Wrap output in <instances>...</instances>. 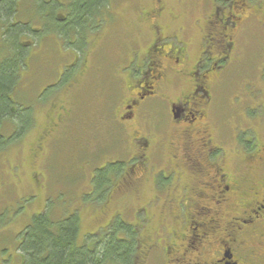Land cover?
<instances>
[{
  "label": "rangeland",
  "instance_id": "obj_1",
  "mask_svg": "<svg viewBox=\"0 0 264 264\" xmlns=\"http://www.w3.org/2000/svg\"><path fill=\"white\" fill-rule=\"evenodd\" d=\"M31 1H25L19 21L34 16L31 13L37 8L34 2V10L29 11ZM251 1L264 12V0ZM213 5V0H110L78 43L69 45L72 32L67 33L66 42L61 41L65 36L59 37L51 27L37 43L34 38L20 40L26 45L32 40L30 53L35 55L22 70L17 69L12 100L22 105L23 116L29 114V124L15 139L11 136L19 133L18 127L13 130L10 122L2 127L9 137L0 151V264H21V234L34 216L44 212L56 221L75 213L79 245L87 243L90 236L99 240L107 236L114 222L120 221L136 231L132 240L135 264H172L174 252L165 253L163 248L171 246L176 252L184 243L174 219L173 202H145L153 194L140 180L131 191L125 187L111 194L112 183H108L109 191L101 189L97 194L100 199L109 196L114 201H100L92 179L95 170L106 163L121 161L118 166L125 167L135 151L131 130L136 126L130 128L128 137L116 121L127 97L126 88L133 86L123 67L148 45L155 22L161 23L164 34L174 35L166 43L177 47L182 42L190 52V64L194 63L206 31L205 21L214 13ZM157 9L154 16L159 18H151L148 14ZM236 34L232 59L225 64L214 89L217 102L212 120L220 126L218 134L228 135L235 124L243 123L238 114L244 101L235 97L257 83L263 68L264 34L259 22L246 19ZM0 55L2 60L11 57V49L2 48ZM15 108L11 107L12 112ZM146 124L162 129L158 134L160 153L173 150L169 143L178 144L164 105L147 116ZM121 175L113 174L112 178L117 181ZM178 208L186 210L181 205ZM210 240L203 246V254L196 245L204 263L206 254L216 249L208 244ZM91 242L95 241H88L90 247ZM192 252L193 257L198 256Z\"/></svg>",
  "mask_w": 264,
  "mask_h": 264
},
{
  "label": "flooded vegetation",
  "instance_id": "obj_2",
  "mask_svg": "<svg viewBox=\"0 0 264 264\" xmlns=\"http://www.w3.org/2000/svg\"><path fill=\"white\" fill-rule=\"evenodd\" d=\"M4 1L15 0H0V4ZM34 2L37 10L31 13L34 16L29 17L26 25L36 39L33 42L37 43L49 27L55 32L60 29L56 24L68 18L73 2L32 0L28 8L31 12ZM251 2L213 0L214 13L205 21L206 31L194 63L190 64V52L182 42L177 47L166 43L174 35L164 34V27L155 22L154 35L148 45L141 54L134 53L123 67L133 86L126 88L127 97L116 121L128 132V137L130 128L136 126L131 130V146L135 151L125 167L118 166L122 162L117 161L97 168L92 185L97 200L112 202L113 198L100 199L97 193L102 192L101 189L109 191L108 183H112L110 194L125 187L131 191L140 180L153 194L145 202H173L174 219L184 243L176 252L171 246L163 248L165 253L174 252L172 264H264V61L257 83L235 97L239 102L244 101L238 114L243 123L235 124L227 135L226 132L218 134L220 126L212 120V115L216 116L217 78L232 59L240 25L246 19L257 20L264 34L262 6L254 7ZM48 6L52 11L46 12ZM98 10L91 21L86 22L82 36H76L72 29L67 32L74 35L69 45L84 39L85 32L94 27L91 22L96 19ZM15 11L17 14L19 10ZM158 12L157 9L148 15L158 19L159 16H154ZM32 24H36V28ZM57 34L65 36L61 41H67L66 33ZM31 42H27L29 57L35 55L30 53ZM158 105L167 108L172 136L178 139V144H168L173 150L163 153L158 151V134L162 129L146 124L147 116ZM113 174H122V177L116 181ZM174 202L177 203L174 205ZM180 205L186 209L184 212L178 208ZM208 239H212L208 244L215 245L216 249L210 252L212 256L206 254L204 263L196 245L203 249V254ZM192 251L198 256L193 257Z\"/></svg>",
  "mask_w": 264,
  "mask_h": 264
},
{
  "label": "trees",
  "instance_id": "obj_3",
  "mask_svg": "<svg viewBox=\"0 0 264 264\" xmlns=\"http://www.w3.org/2000/svg\"><path fill=\"white\" fill-rule=\"evenodd\" d=\"M108 1L72 0V7L69 8L71 14L63 23L56 24L60 28L57 32L64 36L72 29L76 36H82L86 22L91 21L94 12L98 9L97 14H99ZM24 4L26 3L23 0L4 1L0 4V50L5 47L11 49V57L5 56L0 62V151L6 147L5 141L9 137L5 136L2 130L5 123L10 122L13 130L18 127L19 133L13 132L11 136L14 139L18 138L29 124V114L23 116L22 105L12 100L17 69L22 70L25 62L32 60L29 57L28 45L20 41L22 38L32 39V32L26 25L29 17L24 20L25 22L17 19L26 9ZM40 7H42L41 3ZM48 7L50 8H47L46 12L52 11V7ZM16 9L19 10L18 15L15 14ZM42 14H40L41 18ZM13 17H16V25ZM50 17L52 18V15ZM13 105L16 106L15 112L11 110ZM135 232L129 225L116 221L108 230V235L100 240L92 236L86 238L88 241L92 239L95 241L91 242V247L88 241L79 245L78 218L75 213L56 221L50 219L44 212L34 216L24 229L18 252L21 256V264H135V246L132 241ZM119 234L124 237L119 238Z\"/></svg>",
  "mask_w": 264,
  "mask_h": 264
}]
</instances>
